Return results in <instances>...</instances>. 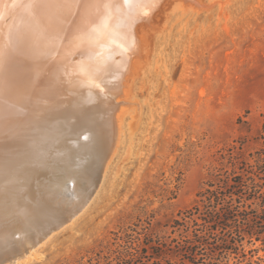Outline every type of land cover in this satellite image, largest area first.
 <instances>
[{"label": "rangeland", "instance_id": "rangeland-1", "mask_svg": "<svg viewBox=\"0 0 264 264\" xmlns=\"http://www.w3.org/2000/svg\"><path fill=\"white\" fill-rule=\"evenodd\" d=\"M21 1L47 34L62 39L109 15L128 50L112 56L104 117L80 121L90 120L89 130L110 140L97 191L75 219L16 264H100L113 260L119 238L141 248L149 234L181 239L173 221L199 201L214 175L235 169L230 156L253 164L264 148V0H122L118 12L112 0ZM11 2L0 0L5 37ZM122 12L125 19L115 16ZM169 253L162 264H189V256ZM209 254L196 251L202 262ZM243 255L264 264L261 243L246 244ZM217 257L236 261L223 251Z\"/></svg>", "mask_w": 264, "mask_h": 264}, {"label": "bare ground", "instance_id": "bare-ground-1", "mask_svg": "<svg viewBox=\"0 0 264 264\" xmlns=\"http://www.w3.org/2000/svg\"><path fill=\"white\" fill-rule=\"evenodd\" d=\"M21 2H11L10 35H0V264L26 259L57 230L40 237L70 223L93 198L110 140L92 133L90 120L80 121L104 117L112 56L128 50L109 15L62 39L47 34ZM110 5L123 9L122 0Z\"/></svg>", "mask_w": 264, "mask_h": 264}, {"label": "trees", "instance_id": "trees-1", "mask_svg": "<svg viewBox=\"0 0 264 264\" xmlns=\"http://www.w3.org/2000/svg\"><path fill=\"white\" fill-rule=\"evenodd\" d=\"M261 130L264 139V121ZM230 159L235 169L214 175L199 193V201L173 221L172 233L180 232L181 239L168 242L149 234L146 248H141L140 244L136 247L126 238H119L121 243L113 260L108 256L105 263H99L144 264L152 259L162 264L165 255L176 250L182 257L189 256V264H227L219 261V251L232 255L236 260L233 264H252L242 260L246 256L241 255L246 244L261 243L264 248V148L253 156V164L234 154ZM202 247L211 252L204 262L196 255Z\"/></svg>", "mask_w": 264, "mask_h": 264}, {"label": "water", "instance_id": "water-1", "mask_svg": "<svg viewBox=\"0 0 264 264\" xmlns=\"http://www.w3.org/2000/svg\"><path fill=\"white\" fill-rule=\"evenodd\" d=\"M68 222V219L61 221L59 224H57L52 230H50L47 234L43 235L42 237H40L37 242L41 241L42 239H44L48 234L51 233V231H55L58 229H61L66 223ZM4 259H1L0 261H2Z\"/></svg>", "mask_w": 264, "mask_h": 264}]
</instances>
